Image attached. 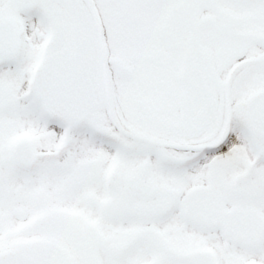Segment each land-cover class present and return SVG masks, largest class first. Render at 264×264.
I'll use <instances>...</instances> for the list:
<instances>
[{"label":"snow or ice","instance_id":"1","mask_svg":"<svg viewBox=\"0 0 264 264\" xmlns=\"http://www.w3.org/2000/svg\"><path fill=\"white\" fill-rule=\"evenodd\" d=\"M0 264H264V0H0Z\"/></svg>","mask_w":264,"mask_h":264}]
</instances>
